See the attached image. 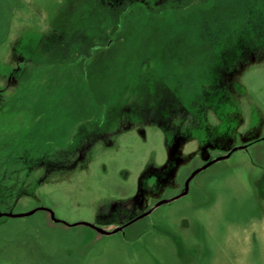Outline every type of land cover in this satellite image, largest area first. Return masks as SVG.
<instances>
[{"label":"rangeland","instance_id":"rangeland-1","mask_svg":"<svg viewBox=\"0 0 264 264\" xmlns=\"http://www.w3.org/2000/svg\"><path fill=\"white\" fill-rule=\"evenodd\" d=\"M0 264H264V0H0Z\"/></svg>","mask_w":264,"mask_h":264}]
</instances>
